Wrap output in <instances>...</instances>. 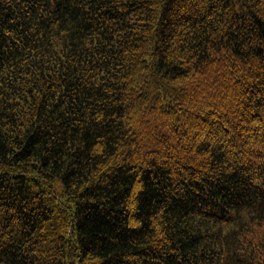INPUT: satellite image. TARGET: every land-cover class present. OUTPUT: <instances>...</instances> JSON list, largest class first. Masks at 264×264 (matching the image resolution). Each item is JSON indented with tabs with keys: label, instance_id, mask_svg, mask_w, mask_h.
<instances>
[{
	"label": "trees",
	"instance_id": "16d2710c",
	"mask_svg": "<svg viewBox=\"0 0 264 264\" xmlns=\"http://www.w3.org/2000/svg\"><path fill=\"white\" fill-rule=\"evenodd\" d=\"M0 264H264V0H0Z\"/></svg>",
	"mask_w": 264,
	"mask_h": 264
}]
</instances>
